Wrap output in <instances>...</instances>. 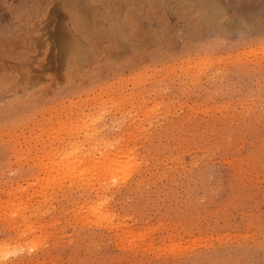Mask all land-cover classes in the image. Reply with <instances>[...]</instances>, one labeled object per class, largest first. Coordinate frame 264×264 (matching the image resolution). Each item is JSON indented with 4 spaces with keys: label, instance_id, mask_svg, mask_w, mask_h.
Listing matches in <instances>:
<instances>
[{
    "label": "rangeland",
    "instance_id": "rangeland-1",
    "mask_svg": "<svg viewBox=\"0 0 264 264\" xmlns=\"http://www.w3.org/2000/svg\"><path fill=\"white\" fill-rule=\"evenodd\" d=\"M0 264H264V0H0Z\"/></svg>",
    "mask_w": 264,
    "mask_h": 264
},
{
    "label": "bare ground",
    "instance_id": "bare-ground-1",
    "mask_svg": "<svg viewBox=\"0 0 264 264\" xmlns=\"http://www.w3.org/2000/svg\"><path fill=\"white\" fill-rule=\"evenodd\" d=\"M211 13H212V12H211ZM210 17H211V16H210ZM203 26H204V25H203ZM78 49H79V48H78ZM219 57H220V56H219ZM201 69H202V68H201ZM29 81H30V80H29ZM98 115H99V114H98ZM88 120H89V119H88ZM95 122H98V121L95 120ZM86 124H87V123H86ZM79 126H80V125H79ZM91 126H92V125H91ZM85 127H86V126H85ZM94 127H95V126H94ZM86 128H87V127H86ZM74 129H75V128H74ZM78 129H79V128H78ZM82 129H83V128H82ZM87 130H89V129H87ZM94 130H95V129H94ZM72 131H74V130H72ZM72 131H71V132H72ZM82 131H83V130H82ZM89 132H92V131H89ZM85 133H86V132H85ZM69 134H70V133H69ZM75 134H79V132L76 133V130H75ZM75 134H74V136H75ZM93 134H94V132H93ZM71 135H72V134H71ZM81 135H82V134H81ZM90 136H92V134H91V135L84 134L82 137H80V136L78 137V136H77L78 138H81V139L78 140V141L75 140V142H70V141H69V143H67V144L64 146V151H63L64 156H63V158H62V161H60V163H62L63 165L61 166L60 163H59L58 165H60V167L63 168V169H62L63 171L61 170L59 173H63V172H64L63 174H65V176H66L65 178L69 179V178L72 177L74 174H75L76 177H78V176H77V171H76V170L79 168V166H82V164H83V165H86V164H88V163L91 164V163L94 161V151H95V150L93 149V150H94V151H93V150H92V147H91L90 149L92 150L93 153H90L91 151H87V152H88V153H87V152H86V148H87V146H88V147L93 146V147L96 149V147H97L96 145L99 144L98 142H99L101 139H99V141L96 139V140H97V141H96V140L94 139V138L97 136V135H96V136L93 138L96 142H95V141L91 142V141L87 140V139L92 140V137H90ZM72 137H73V135H72ZM99 137H100V136H99ZM105 138H106V136H105ZM85 140H86V146H85L86 148L82 145L83 142H84ZM87 141H88L89 144H90V142H91L92 145H90V146L87 145ZM94 142H95V143H94ZM103 142H104V141H103ZM108 142H109V141H108ZM108 142H106V143H108ZM97 143H98V144H97ZM93 144H94L95 146H94ZM119 144H120V143H119ZM79 145H82L83 148L80 147ZM101 145H102V144H101ZM105 145H106V144H105ZM105 145H104V146L102 145L101 147H105ZM75 146H76L77 148H76ZM78 146H79V147H78ZM98 146L100 147V145H98ZM108 146H109V145H108ZM120 147H121V146L118 145V146L116 147V149L118 148L116 151H118ZM70 148H74V150L71 151V150H69ZM106 148H108V147L106 146ZM84 149H85V152L83 151ZM87 149H88V148H87ZM97 150H98V148H97ZM99 151H100V150H99ZM101 151H103V148H102ZM101 151H100V152H101ZM105 151H108V150H105ZM111 152L113 153V151L110 150V153H111ZM112 153H111V154H112ZM99 155H101L102 157H104V159H103V158H101V159H103L104 161L106 160V161L103 162L102 164L100 163V164H99L100 166L95 167L96 170L93 171L92 174H91L92 177H93V174H94L95 177L98 178V180H97V181H98V182H97V184H98V188H97L96 186H94V185H93V186H94L93 188L96 187L97 189H92V188H91V189H92L91 191H93V193L95 192V194H98V196L104 194V192H103L104 189H103V188L106 187V186H104V187L102 188V185H103V184L99 182V181H101L100 179L103 177V180H102V181H104V180H106V178H108V177H109V178L117 177V176H115L117 173H112V171L108 172L107 174L102 173V171H105V170H107V169H110L111 164L115 165V163H117V162L114 161L115 163H113V161L108 160V159H109V157L107 156V155H109L108 153H105V152L103 153V152H102L101 154L99 153ZM97 159H98V158H97ZM97 159H96L97 162H101V161H99V160H101V159H99V160H97ZM122 159H123V158H122ZM122 159H121V160H122ZM109 161H110V162H109ZM116 161H118V160H116ZM119 161H120V160H119ZM94 162H95V161H94ZM135 162H136V161H135ZM110 163H111V164H110ZM122 163H123V162H122ZM90 164H88L87 166L90 167V166H91ZM92 164H93V163H92ZM94 164H95V163H94ZM96 165H97V164H96ZM113 165H112V167H113ZM134 165H135V164H134ZM87 166H86V167H87ZM121 166H122V165H121ZM137 166H138V165H137ZM57 167H58V166H57ZM92 167H93V166H91L90 168H92ZM90 168H89V169H90ZM79 169H81V171L83 170L82 168H79ZM85 169H86V168H85ZM89 169H88V170H89ZM97 169H98L99 171H101V170H102V171L98 173V172H97ZM116 169H117V168H116ZM51 170H52V169H51ZM51 170H49V172H50ZM117 170H118V169H117ZM55 171H56V169L54 170V172H55ZM58 171H59V168H58ZM78 171H79V170H78ZM85 172H86V173H84V172H81V173H80V172H79V177H82V178L84 177V178L86 179V183H87L88 185L91 184V187H92V184H93L92 181H93V180H91L89 177H87V173H88V172H87V169H86ZM89 172H90V171H89ZM113 172H115V171L113 170ZM117 172H119V171H117ZM72 173H74V174L72 175ZM111 173H112V175H111L112 177H110V174H111ZM48 174H49V173H48ZM51 174H52V172H51ZM51 174H50V175H51ZM123 174H124V172H123ZM125 174H126V173H125ZM91 175H90V176H91ZM117 175H119V174H117ZM58 177H59V174H58ZM60 177H61V175H60ZM79 177H78V178H79ZM118 177H119V176H118ZM121 177H122V176H121ZM73 178H74V176H73ZM78 178H77V179H78ZM126 178H127V177H126ZM61 179H62V178H61ZM74 180H75V179H74ZM76 181H78V180H76ZM102 181H101V182H102ZM72 183H73V182H72ZM95 183H96V182H95ZM99 183H100V184H99ZM84 186H85V185H84ZM85 188H87V186H86ZM96 197H97V196H96ZM101 197H102V196H101ZM9 202H10V201H9ZM9 204H10V203H9ZM93 204H94V203H93ZM95 205H97L96 202H95ZM95 205H93V206H95ZM22 206H23V205H22ZM91 206H92V205H91ZM93 206H92V208H94V209L96 208L97 211H101L100 209L102 208V205H101V207H99V205H98V206H95V207H93ZM7 207H8V206H7ZM98 207H99V208H98ZM5 209H6V208H5ZM8 209H9V208H8ZM19 209H20V208H19ZM90 209H91V208H89V210H90ZM96 209H95V210H96ZM98 209H99V210H98ZM20 210H21V209H20ZM20 210H19V211H16V212H12L11 215L8 214L7 216H9L10 218H14V219L16 220V218L14 217V214L16 215L17 212H18V214H20ZM105 210H106V209H105ZM21 211H23V210H21ZM91 211H92V209H91ZM93 211H94V210H93ZM102 211H103V210H102ZM84 212H85V211H84ZM104 212H105V211H104ZM13 213H14V214H13ZM98 213H99V212H98ZM6 214H7V212H6ZM12 214H13V215H12ZM21 214H24V215H20V216L23 217L21 221H25V220H24V218H25V217H24V216H25V213H22V212H21ZM85 214H86V213H85ZM87 215H88V214H87ZM96 215H97V213L95 214V216H96ZM98 215H99V214H98ZM102 215H103V214H100V216H102ZM105 215H107V214H105ZM16 216H17V215H16ZM18 216H19V215H18ZM20 216H19V218H20ZM103 217H105V216H103ZM6 218H8V217H4V220H5ZM96 218H97V216H96ZM99 218H101V217H99ZM99 218H98V219H99ZM108 218H109V217H108ZM17 219H18V217H17ZM106 219H107V218H106ZM9 220H11V221H9ZM12 220H13V219H8L9 222L14 223V221H12ZM111 220H112V219H111ZM6 221H7V220H6ZM6 221H4V222H6ZM8 221L6 222L7 224H8ZM102 221H103V220H102ZM29 222H30V221H29ZM29 222H28V224H30ZM18 223H19V222H18ZM25 223H26V222H25ZM25 223L23 224V228H25V226H24ZM8 225H9V224H8ZM13 225H14V224H12L11 227H13ZM15 225L18 226L17 221H16V224H15ZM15 225H14V226H15ZM19 225H20V224H19ZM29 226H30V225L27 226V224H26V227H29ZM14 228H15V227H14ZM18 228H19V227H18ZM25 229H26V228H25ZM25 246H26V245H25ZM18 251H19V250H18Z\"/></svg>",
    "mask_w": 264,
    "mask_h": 264
}]
</instances>
